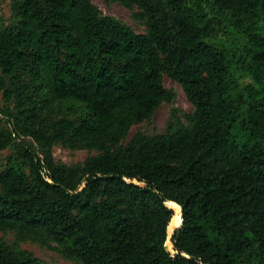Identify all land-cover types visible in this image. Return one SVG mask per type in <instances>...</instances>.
Wrapping results in <instances>:
<instances>
[{
    "label": "trees",
    "instance_id": "16d2710c",
    "mask_svg": "<svg viewBox=\"0 0 264 264\" xmlns=\"http://www.w3.org/2000/svg\"><path fill=\"white\" fill-rule=\"evenodd\" d=\"M116 1L146 34L89 0L14 2L0 151L23 136L43 152L21 141L0 172V233L78 264H264V0ZM163 75L194 108L188 125L121 146L173 101ZM56 144L99 154L67 167ZM0 264L45 263L0 239Z\"/></svg>",
    "mask_w": 264,
    "mask_h": 264
},
{
    "label": "rangeland",
    "instance_id": "374dc122",
    "mask_svg": "<svg viewBox=\"0 0 264 264\" xmlns=\"http://www.w3.org/2000/svg\"><path fill=\"white\" fill-rule=\"evenodd\" d=\"M17 0H0V31H4L15 24V19L12 15V7ZM105 17H111L121 24L129 27L135 34H146V25L144 22L136 20L134 15L138 10L134 8L129 11L121 6L116 0H89ZM163 87L167 91L174 94V99L171 103H163L154 114L140 124L134 125L129 130L125 139L121 142V146L127 145L133 136L143 134L145 136H155L165 133L169 125L181 124L187 126V118L192 116L194 108L188 102L182 88L170 80L167 76L162 77ZM15 101L5 102L0 96V127L5 131H12L15 127L14 117L16 116ZM63 115L73 120L76 118L72 111L73 106L69 103L63 104ZM61 114H57L55 118H61ZM63 117V116H62ZM24 142L30 145L39 156L42 155L43 149L34 143L31 139L20 136V139L15 140L13 146L6 150L0 151V172L6 166L14 161L16 156V147L19 142ZM54 161L58 164L67 167L81 166L88 158L99 154L96 150L86 149H71L64 144H56L51 149ZM0 239L10 246H17L23 251L31 254L37 260L45 264H78L65 259L58 251L55 244L49 247L40 246L31 241H19L14 233H0Z\"/></svg>",
    "mask_w": 264,
    "mask_h": 264
}]
</instances>
